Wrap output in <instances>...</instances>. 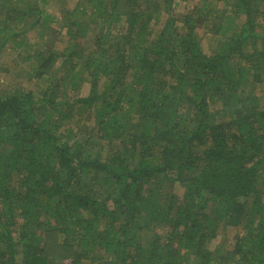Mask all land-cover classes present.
<instances>
[{
	"label": "trees",
	"instance_id": "1",
	"mask_svg": "<svg viewBox=\"0 0 264 264\" xmlns=\"http://www.w3.org/2000/svg\"><path fill=\"white\" fill-rule=\"evenodd\" d=\"M53 1L0 0V264H264V0Z\"/></svg>",
	"mask_w": 264,
	"mask_h": 264
},
{
	"label": "rangeland",
	"instance_id": "2",
	"mask_svg": "<svg viewBox=\"0 0 264 264\" xmlns=\"http://www.w3.org/2000/svg\"><path fill=\"white\" fill-rule=\"evenodd\" d=\"M59 1V0H58ZM58 1H53L50 4L51 11L55 10L58 6ZM191 2H189L187 7H190ZM179 11H183V4H181ZM6 51L0 55V84L7 82L8 84L13 82H21L24 80L22 85H26V76L28 71L31 72V64L22 62L20 57H17L15 50L11 51L8 48ZM9 52V53H8ZM7 56V57H6ZM83 90V94L86 93V86ZM82 123V122H81ZM85 126L80 125V130L85 131ZM178 192H181V188H176Z\"/></svg>",
	"mask_w": 264,
	"mask_h": 264
}]
</instances>
